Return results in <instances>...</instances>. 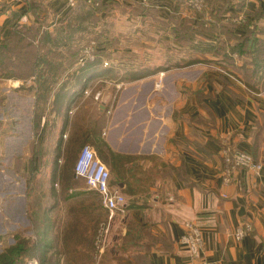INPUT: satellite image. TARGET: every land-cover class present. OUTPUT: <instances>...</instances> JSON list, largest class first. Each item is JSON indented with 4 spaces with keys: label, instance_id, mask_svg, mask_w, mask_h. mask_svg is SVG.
<instances>
[{
    "label": "crops",
    "instance_id": "0c3cea01",
    "mask_svg": "<svg viewBox=\"0 0 264 264\" xmlns=\"http://www.w3.org/2000/svg\"><path fill=\"white\" fill-rule=\"evenodd\" d=\"M36 2H46L48 9ZM263 2L245 0L237 10L252 20L249 13ZM64 3L14 0L5 7L0 0V44L17 24H37L31 12L48 19L52 9L62 17ZM59 17L52 16L50 23ZM117 51L103 49L102 57L83 67L62 64L60 79L52 84L45 77L42 90L35 76L2 78L0 216L12 215L4 225L23 232L21 223L28 220L29 225L27 212L36 207V192L49 198L45 188L32 192L27 187L26 172L38 170L39 158L44 174L38 180L46 183L45 168L65 161L73 170L79 151L89 145L127 205L113 217L99 251L94 240L100 221L93 210L107 216L100 196L83 184L70 189L64 202L50 200L41 213L50 230L54 209H62L60 239L53 246L51 241L40 244L42 260L184 264L190 257L180 238L191 223L202 236V264H264V90L217 62L126 63L109 57ZM32 142L42 145L38 157L28 153ZM224 147L248 152L261 168H238L224 183ZM52 181L47 176V183ZM247 224L250 230L237 239L236 231Z\"/></svg>",
    "mask_w": 264,
    "mask_h": 264
},
{
    "label": "rangeland",
    "instance_id": "374dc122",
    "mask_svg": "<svg viewBox=\"0 0 264 264\" xmlns=\"http://www.w3.org/2000/svg\"><path fill=\"white\" fill-rule=\"evenodd\" d=\"M200 1L202 2L203 6L200 9H194L189 6V2H195L194 0H183L178 13L176 12V15L180 18H187V16H193L194 11L200 12L203 7L208 11L209 7L207 8V5H204V0ZM200 1L197 0V2ZM1 3L3 4L4 2ZM37 3L43 4L44 7L47 8L46 2ZM65 5L67 7H65ZM63 9L64 15L62 17L57 16L55 12L50 9L52 13L50 11L47 13L48 19L47 17L40 19L41 15H38L40 16L38 17L34 16L32 12L30 13V15L34 17L37 26H39V32H50L51 34L50 36H47L48 40L45 41V48L40 51L45 53L44 57L46 58L44 59L45 62L42 61V63L40 64L42 68H44L41 79H45L46 77L47 79L49 78L51 80H54L55 82L60 79L63 70L59 66H61L62 64L65 65L66 60L69 59L68 57L66 60H64L63 58L64 54L68 53V49H73L74 51H76V61L74 65L76 67H79L76 64L80 52L91 44L97 47L95 52L97 53V56H99V58L102 57L101 55L103 54L101 53V50L109 48L116 51L118 50L117 53L112 54V56L109 55L111 59L119 58V60L122 62L129 63L130 61H132L136 62L137 64L145 62L150 64L155 63L169 66L175 61H178L180 63L188 62V60L197 53L196 50L189 51L187 48H184L181 45H177L172 39V25H167L166 23L169 22L170 16L174 11L173 0H135L130 4H124L120 1L114 0H75L73 5L71 6L67 5V3L65 2ZM228 11L229 10H227V12ZM233 11H235V9L229 12L232 13ZM236 11L237 15L233 16L232 18L235 19L236 22H238L237 25H241L246 21V19H248L247 14H245L244 11L241 10ZM251 13L252 12H250L249 14ZM52 16L54 20H56V17H59L60 20L50 23L49 19L51 20ZM221 16H223V14ZM159 20L163 21V23ZM22 21H24V19ZM56 26H59V28L55 29ZM16 29L17 27L15 26L11 31L14 32ZM63 41H67L68 43H63ZM260 51V57L264 58V49H261ZM69 56L71 55L69 54ZM103 57H105V55H103ZM245 57L246 64L253 63L251 57ZM224 59L229 61V59L226 57H224ZM233 59L234 61H238L237 59L239 58L238 56H233ZM48 63L50 64L48 65ZM41 66L39 68H41ZM36 73L38 77L36 78L38 80H41L38 76V67L36 68ZM3 76L0 77V86L2 78L12 80V78H9L8 74H4ZM10 95L11 93L8 95V102L11 101ZM29 146L28 147L30 149L27 150L29 151L28 153L30 155H32L33 151H35L33 153H36L35 155L37 157L43 153L42 149H37L39 148V146H41L42 148L41 144H36L35 146L33 143H31L29 144ZM8 160L9 159H7V161ZM39 162L40 166L36 172L32 171L31 167L26 172V177L30 180V184L27 187H29L30 191L32 190V192L40 190L44 192L45 188L46 195L49 193L48 191H50L51 194L49 195L47 201H45V199L39 197V194L36 192V207L32 206L31 214L27 212V215L29 216V225L28 220H26L27 224H25L26 222L21 223L23 224V232L19 231L17 233V230H15V228L13 229L11 224L9 223H6L4 225V222L6 220L11 219L12 215L10 213H4L2 216H0V235H2L1 233L5 235L3 244L0 245V250L2 249V247L5 249L8 244H11L13 242V238L15 239L16 237H18L19 239H34V241L38 242V251L33 256L39 261L40 264H50L49 262L47 263L42 260V248L40 247V244L43 241H51L50 244L52 246L53 244L58 243L60 238L56 239L55 236L57 235L58 229L61 225L59 214H61L62 209H54V213H52L53 217L50 221L52 225L50 230H46V226L48 224L42 216L41 212L43 211L42 208H44V206H46L50 200L52 201V203H60L66 200V194L70 189L65 188L68 187L67 185H65V187L62 186L61 177L64 173L67 174L70 171V166L67 165L65 161H62V163L57 166L58 170L55 169L54 171L53 168L55 167H53L51 170L45 168L46 183H44L42 179L38 180V176H41L42 178L44 174V168L42 166L43 163L40 158ZM19 164H21L20 161ZM52 174L55 175V178L53 177L52 183L50 182L49 184L47 183V176H51ZM83 184V180L77 179L73 188L79 187ZM84 186L86 185L84 184ZM93 211L94 214L99 217L100 223L106 222L107 216H103V212L101 210L99 213H97L95 209ZM2 226L5 227V230L2 229ZM30 228H32V230L30 231V233H28V230ZM44 228L45 233L43 231ZM33 256L31 258H27L23 262V264H25L26 261L31 260L32 258L34 259ZM53 258L57 259L56 256H53ZM53 261L54 260H52L51 263H53Z\"/></svg>",
    "mask_w": 264,
    "mask_h": 264
},
{
    "label": "trees",
    "instance_id": "16d2710c",
    "mask_svg": "<svg viewBox=\"0 0 264 264\" xmlns=\"http://www.w3.org/2000/svg\"><path fill=\"white\" fill-rule=\"evenodd\" d=\"M173 1L174 11L169 22L166 23L172 25V39L177 45L197 52L188 62L179 65L196 63L212 65L217 62L239 74L245 82L264 90V58L260 57V50L264 49V2L251 13L252 20L246 19L243 24L237 25L231 19L237 15L236 10L244 5L245 0H204V5L209 7L208 11L203 7L200 12L194 11V15L187 16V18H180L176 15L183 0ZM33 5L47 9L37 2ZM228 7H233L235 11L227 12ZM16 27L17 29L14 32L11 31L10 35L0 44V77L4 74H8L9 78L20 80L31 76L37 77L36 68L38 67V76L41 79L44 68L40 64L42 61L45 62L46 58L45 53L40 51L45 48L47 36L51 34L50 32H39V26L35 23H19ZM57 28L59 26L55 29ZM239 30L242 34L238 33ZM65 42L67 41H63ZM67 52L63 58L64 60L69 58L65 64L69 68L76 61V51L68 49ZM233 56H238V61H234ZM245 56L251 57L253 63L246 64ZM88 64L92 63L89 62L86 65ZM43 80L44 78L39 80V85L43 83ZM51 82L55 83L54 80ZM34 145L36 146V143ZM55 169L58 170V167L53 168L54 171ZM63 176L61 177L62 186L67 185L68 187L65 188H73L77 181L74 171L70 168V171L67 174L64 173ZM52 177L55 178V175L52 174ZM82 180L85 184V180L83 178ZM111 185L117 186L112 181ZM125 192L128 193L127 190ZM100 199L99 197L101 202ZM55 238H60L59 231ZM37 247L38 242L34 239L13 238L11 244L0 250V264H23L27 258L36 254ZM51 262L49 261L50 264H57V261Z\"/></svg>",
    "mask_w": 264,
    "mask_h": 264
},
{
    "label": "built area",
    "instance_id": "2783aa9c",
    "mask_svg": "<svg viewBox=\"0 0 264 264\" xmlns=\"http://www.w3.org/2000/svg\"><path fill=\"white\" fill-rule=\"evenodd\" d=\"M14 0H3L2 5L8 7ZM120 1L124 4H130L135 0H114ZM145 1V0H141ZM189 2V6L192 8L200 9L203 5L202 2ZM67 5H73L75 0H64ZM97 47L93 44L84 48L77 59V66H85L89 62H95L98 58L95 52ZM107 65V62H104ZM98 94L96 95V97ZM223 158L226 163V169L223 173V182L228 183L232 171L240 168L244 170L258 171L261 168V164L256 162L252 156L243 150L235 149L231 147H224ZM74 174L76 177L83 178L85 180L86 187L89 190L95 191L101 198V206L107 213V220L105 223H100L97 233L95 235L94 245L96 250H102L105 246L110 231V225L113 217L117 212L123 213L125 209V197L124 195L113 185H111V176L108 168L102 163L96 156L95 152L90 146L85 145L79 151L76 158L74 167ZM187 232H185L181 238L180 243L184 245L189 253V260L184 264H202L201 263V248H202V236L197 227L191 223L185 224ZM250 230V225H245L244 228H240L236 231L235 237L240 239L246 231ZM25 264H40L37 259H31L26 261Z\"/></svg>",
    "mask_w": 264,
    "mask_h": 264
}]
</instances>
